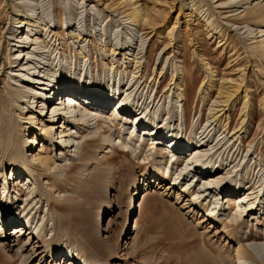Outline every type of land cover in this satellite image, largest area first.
<instances>
[{
  "label": "rangeland",
  "instance_id": "374dc122",
  "mask_svg": "<svg viewBox=\"0 0 264 264\" xmlns=\"http://www.w3.org/2000/svg\"><path fill=\"white\" fill-rule=\"evenodd\" d=\"M120 1H125V4H121ZM195 1H197L198 5L202 6L201 9L203 10L201 13L205 8H208L213 14L212 18H215V20L224 27L225 36L223 40L211 37L210 35L208 36L202 21L197 16L190 18L184 14L185 10H183V13L180 12L177 16L176 3L173 5L174 8L168 11L169 6H167L166 0H0V98L1 96H5L9 99V86H11L10 84L12 82L9 74H16L17 72V70H9L10 65L6 62L10 61L11 58L17 57V54L12 57L10 49L12 48L11 43H13L10 41V38H12V34L10 33L18 26L13 20V18H15L17 5H21V9L31 14L32 18H35L36 14L41 12L47 20L54 17L50 27L53 32H60V28L58 29V27H56L58 26V20H56L57 17L55 16L57 9L60 8L63 12V18L71 19V25L72 22L74 23L73 29H75V31L78 32V29H83V34L90 35L87 38L89 42L75 43L68 34L66 35L60 32L59 41H62L61 48L65 50V53H68L69 49L80 50L82 47L81 45H83L82 50L86 54L87 60L78 56H66L63 52L64 54L61 55V61L59 53H56L58 47L55 46V48L54 43H51L50 50L47 49L48 47L43 48V50L49 51H46L44 55H40L43 58L40 56L35 58V65L48 64L49 70L53 69V71H55V77L60 76L63 79L89 72V75H93L92 84L99 85L100 82L104 83L107 77L111 75V70H108V67H110L111 60L118 59V56L114 57L111 56L108 51H101L96 43L99 41H101L102 44L113 43L114 47H118L122 38L123 42H127L131 45V50L129 52V54H133L129 55L131 58L137 53V47H139L142 40V44L140 45L141 53L138 54V57H141V59L138 58V60L144 62L145 67L141 73L143 78L140 82L147 79L149 85L144 84V86L138 89V92L143 96L149 94L150 99L156 96V102L160 100L158 103L160 110H162V106L164 105L167 110L171 106L170 112L173 116V121L177 116L178 122L182 123L183 130L184 128L187 130L186 138L190 133L194 134L195 132H200L210 124L207 115L208 109L214 107L217 99L214 91H201V82L207 81L210 76L205 67L200 63L199 57L204 58L205 61L209 63L208 67L213 71L212 73L215 75L214 78L230 81L232 83L240 82L241 87L246 89L247 96L245 99H247L248 105L250 106L247 121L243 122L242 129H239L241 127V120L239 117L243 112L244 100V93L240 92V98L237 100L231 115L229 129L227 128L226 131L222 133L223 126L221 124L218 125V123L214 126L213 123L207 128V132L209 131L207 137H209V141L213 139L212 144L216 143L220 138L223 139L212 149V154L227 158V164L230 159L235 160L233 161L234 163L231 162V165L237 163L238 160L241 159V164L239 166L241 168V173L244 174V180L251 183L255 179L256 174L257 180L262 173L258 160L261 159V162L264 164V54L261 53L264 52V41L259 42L262 39L264 40V23L261 24V30H263L261 36L254 37L249 31H245L247 27H243L244 23H242V21L245 17V10L238 13L248 6V4L232 6L228 8L229 11L224 12L225 9L217 7L218 2L222 0L218 2H215V0ZM235 1L236 0H231V5L234 4ZM181 3L187 4L189 7L191 4L190 0H181ZM253 3L254 1L251 2V5ZM203 4L205 6H203ZM123 5L125 7H123ZM122 8L144 9L150 15L158 17L165 15L166 19L161 23V27L159 28V31L162 32L161 36L163 37H158V35L154 34L148 47V49H152L151 60L149 62L146 59L147 53H145L149 38L143 39L144 35H142V32L144 29H141V27L124 16V14L121 13ZM229 14L233 16L231 15L230 17L228 16ZM176 16L178 19L176 26L173 27V37H176L177 44L175 48H173V52H177L175 57L170 55L168 58H173L171 63L175 64V68H178V72L174 69V66L168 62V59L164 63L166 56L163 54L164 49L162 48L163 39H165V41L169 39L165 27L171 28L172 22ZM54 25L55 28H53ZM23 29V36H25L26 27ZM20 30H22V27L19 29L18 34L22 32ZM117 30H119L121 34L118 35L116 39H113ZM42 36V38H44L46 34ZM50 36L51 33L49 34V37ZM183 40L186 41L188 48L185 58H183L180 53L181 41ZM31 48L32 46L26 51H30ZM121 60L123 62L125 61L124 59ZM22 62H24V59ZM185 62H187L188 65L183 68ZM30 66H33V64ZM124 66L123 64L122 67L124 68ZM134 67V63L131 62L127 64L126 70L133 69ZM156 67H158L157 70ZM160 71H162L160 74H164L162 78H160L159 75ZM172 73L178 76L180 84L186 83L187 85L185 96L188 99L191 98L189 105L192 109L191 113H186L185 115L183 110H181V97L178 100L175 98L173 94L175 92V87L173 84L168 90V82ZM113 74L114 78L117 79L120 84H122L121 80H126V77L122 78L123 74L120 75V77L116 75V73ZM154 76L155 78L152 80ZM131 79L132 77L130 76L129 80ZM135 79L136 77L133 78L132 81ZM117 80L116 82H118ZM150 80L152 81L150 82ZM83 84L86 86L85 84H87V82L84 81ZM90 85L89 83L88 88L91 87ZM196 100L197 104L195 105L194 101ZM11 104L12 105H10L8 109V118L12 122H14V116H18V119L27 116L23 115L27 111L26 109H24L25 111L23 114H20V109H18V107L14 108V100ZM34 105L35 104H33V106ZM38 109L39 108H37V110ZM50 111L51 107H45L42 115L33 114V116H38L39 121H37L38 125L36 126L38 137L35 144L33 143L32 145L31 153L40 152L42 143L47 142L44 147L45 151L41 152L40 161L25 164L17 160L16 165H11L7 159V165L4 166L3 170V177L8 179L14 168H20L24 176L21 178L23 179L21 183V179L18 180L19 183L15 182L14 185L7 181L5 192L1 194L3 190V177L0 171V199L2 198V202H4V196L8 190L9 198H14L13 190L17 188L15 184H19V187L23 186L24 191L21 193L15 208L21 209L23 196L27 192L30 193L28 196L29 199L32 197L35 199L34 196L41 190L42 206L44 207L46 201H59L61 204L59 206L60 208H52L51 206V211L48 212V218H54L55 229L51 230V232H55V239L58 240L57 243H61L62 245L63 242H65L64 245H67L66 242H68L69 244L67 246L72 244L69 241H61L66 237V233L70 235V241L76 238L79 240V243H82L83 238L81 230L85 228L96 231L97 238L101 242H112V244H114L113 247H111L112 252L110 256H101L105 264H205V261L202 260L204 256H197V251L200 253L203 251V249L200 251V244L202 241L200 239L204 237L205 244L208 245L207 248L212 252V255H210L211 257L208 258H211L213 261L212 264H217L218 260L215 256H223V258H221H225V261L223 260L224 262H231L234 256V248L237 241L240 240L243 248L250 254L251 258H249V260L252 264H264L263 255H259L254 247L250 246L253 243L264 242V210H262L264 200L259 206V212L254 214L258 219L257 221L252 220L251 225L253 226L245 221L248 218H243L244 221L234 228L231 222H229L230 218L228 217L232 214L229 209L224 211L220 216L222 218L221 223L206 220L205 214L207 210H209L207 208H210L208 204L213 201L211 195H208L209 191H206L199 198L202 208L192 205L191 207L194 211L187 212L189 203H187L186 199L188 196H184L180 189H169V184L172 183L173 176L168 182H160L159 179H154L152 180V185H145L142 178L143 172L148 171L151 162L148 164L144 162L148 160L151 161V153L161 157L168 155L164 146H157L159 150L154 153L155 149L153 146L156 145L151 144L150 141H146V147L143 149L144 152L138 153V150L134 152L131 147L126 155L127 161H125V158L122 156L123 148L117 146V148H115V159L110 160L111 158L109 157L112 153H109V143L104 140V136H98L94 141L87 142L88 144L86 143L87 145L83 150H78L74 146L69 148V153L72 155L70 160L74 165L73 168L68 169L66 160L63 157L64 151L59 153L57 150L55 152V150L52 151V148L49 146V144L54 141L60 140L61 142L63 137H58L56 140L55 136H59L60 128H56L58 125H61L63 120H60L57 125L53 124L52 131L53 133L55 131V136L52 141L49 140L50 137L48 136L42 141V137L40 136L44 130L41 129L38 132L42 122H52L49 119ZM104 111L106 112L107 108ZM198 113H201V121H196L197 117H199ZM40 119H42V122H40ZM24 120H26V118H22L20 121L26 122ZM120 126L121 125L113 122L109 124L100 123V127L106 129L105 135H110V141L116 143L118 139L117 135L121 129ZM174 128L175 126H172L170 130ZM14 129L16 128L13 127L12 131L16 132ZM227 132L228 134L226 135ZM233 132H237V135L241 137L243 141L242 143L236 140L238 136L229 138ZM33 135H35V133H28L26 136L32 137ZM14 136V134L11 135L10 133H6L3 136L0 142V155L4 153L2 148H4L5 143ZM70 143H72V140ZM149 148L151 150H149ZM233 152L235 153L233 154ZM84 153L89 157L86 164L80 161ZM5 154L8 155L9 152H5ZM46 156L48 157L47 161H45ZM137 163H141L142 167L138 168L136 165ZM259 169L260 173H258ZM159 170L161 169L159 168ZM253 170L254 173L252 172ZM192 172L194 173L195 169L191 170V173ZM39 173H42L41 177L37 178L36 176ZM27 176H29V179L26 178ZM178 179H180V177ZM132 181H135V184L132 183ZM198 181L199 179L197 178L193 180L190 184L191 190L192 186ZM157 182H160L162 185L160 187L161 189L159 188L160 185L157 186ZM27 184H29V188L25 189ZM150 186H155V189L158 191H150L152 196L149 197L146 204L144 203L140 217L138 213V204L143 198V191L147 187L150 188ZM262 186H264V184H262ZM195 188L197 189L198 187L196 186ZM176 193L180 195L178 200L180 203L175 200ZM155 196L163 201V206L161 208L159 205L158 211H154L151 207V204L154 203L156 199ZM182 200L188 205L183 204L184 202ZM171 208H177V211L173 212L174 215L182 214L186 220L185 222H190L189 226L192 229L189 230V232H185L184 229H178L175 230V234L172 235L170 233L171 237H169L168 232L171 230V227L166 221L160 219L158 214L161 210L165 211ZM20 209H17L15 214H18ZM137 216L140 218V229L134 231L133 224ZM19 218H21V216ZM195 221L199 223L197 226ZM63 222L71 226L72 232H66V227L63 228L62 226L64 224ZM255 224L258 226L257 230L254 229L256 228ZM14 226L15 225H9L6 227L4 224H1L0 228V235L7 238V241L4 239L2 240H4L7 245L11 244V246H13L11 247L13 248V252L16 249V243L22 238V243L27 240V238H24L26 233L23 237L22 235L16 237L17 234H14L15 232L12 229ZM59 226H61V229H59ZM49 228L48 226L47 235H45L46 239L51 237V234L48 233L50 232ZM33 242H35V239ZM26 245L22 247V250L24 253L28 251L30 253L31 247L27 243ZM135 245L138 248L135 249ZM34 251L35 254L31 253L30 257L25 261V264H53L50 258L42 257V254L37 253L39 251L38 248L37 250L35 248ZM193 255H195L196 258H194L195 256ZM22 260L23 258L21 259L20 255L12 254L8 256V253L4 251L0 252V264H22ZM59 264H64V260H59Z\"/></svg>",
  "mask_w": 264,
  "mask_h": 264
},
{
  "label": "bare ground",
  "instance_id": "6f19581e",
  "mask_svg": "<svg viewBox=\"0 0 264 264\" xmlns=\"http://www.w3.org/2000/svg\"><path fill=\"white\" fill-rule=\"evenodd\" d=\"M218 1L219 0H215V2ZM252 1H254V3L251 5ZM120 3L125 4V1H120ZM166 3L167 6H169L168 11L174 8L173 5L175 3L177 4V16L180 14V12L183 13V10H185L184 14L190 18L197 16L202 21L205 32L208 36L210 35L211 37H216L219 40L224 39V27L220 25L219 22L215 20V18H212L213 14L210 12V10H208V8H205L201 13L203 9H201L202 6L197 4V1L190 0V7L187 4H182L181 0H166ZM239 4H248V6H246L242 11L238 12L241 13L245 10V17L242 21V23H244L243 27H247L245 31H249V33H251L254 37H260L261 32L263 31L261 30V24L264 23V0H236L232 5L231 0H222L218 2L217 7L223 8L225 9L224 12H227L229 11V7L237 6ZM203 6L205 5L203 4ZM123 7L125 6L123 5ZM21 8V5H17L15 18H13V20L18 26L12 30V33H10L12 34L10 41L13 42L11 43L12 48H10L11 54L12 57L17 54V57L11 58L10 61H6L10 65L9 70H17V72L16 74H9L12 80L10 84L11 86H9V99H7L5 96H1L0 98V142L6 133L15 135L14 137H11V139L5 143L4 148H2L4 151V153L0 155V171L2 173V177L4 166L7 165V159L11 165H16L17 160H20L25 164L40 161L41 152L45 151L44 147L47 142L42 143L40 152L34 154L31 153L32 145L33 143L35 144L38 137V133H36V126L38 125L37 121H39L38 116H33V114L36 113V115H42L45 107H51L49 119L52 122L43 123L42 119H40L42 125L38 129V132L41 129L44 130L40 136L42 137V141L46 139V136L50 137L49 140L52 141L55 136V131L54 133L52 131L53 124L57 125L60 120H63L61 125H58L56 128H60L59 136H55L56 140L58 137H63L61 142L60 140L56 142L54 141L50 143L49 146L52 148V151L55 150L56 152L58 150L59 153L64 151L63 157L66 160L68 169L73 168L74 165L70 160L72 155L69 153V148L74 146L78 150H83L88 144L87 142L94 141L98 136H104V140L109 143V153H112V155L109 157L111 158L110 160L115 159V148H117V146L123 148L122 156L125 158V161H127L126 155L131 147L133 148L134 152L137 150L138 153L144 152L143 149L146 147V141H150L151 144L156 145L153 146L155 149L154 153L159 150L157 146H164L165 150L168 152V155L161 157L151 153V161L148 160L147 162H144L145 164L151 162L148 171L143 172L142 178L145 182V185H152V180L154 179H159L160 182H168V180H171L173 176V181L169 184V189H180L184 196H188L186 200L189 205L182 200L184 202L183 204L188 205L187 212L194 211V209L191 207L192 205L201 207L202 204L199 198L206 191H209L208 195H211L213 201H209L211 202L208 204L210 208H207L209 210L206 209V220L221 223L222 218L220 216L224 211L229 209V211L232 212L230 217H228L230 218L229 222H231V225L234 228L239 226L244 221L243 218H248L245 221L250 225L252 220L257 221L258 217L254 216V214L259 212V206L264 200V186H262V184H264V164L261 162L262 160H258L260 169H262L259 179L256 180V174L253 182L249 183L244 180V174L241 173V168L239 167L241 164V159H239L237 163L231 165V162L234 163L233 161L235 160L230 159L229 163L227 164V158L212 154V149L222 138H220L216 143L212 144L213 139L209 141V137H207L209 133V131L207 132V128L213 123L214 126L217 125V123L218 125L221 124L223 126L222 133L225 132L227 128L229 129L231 115L236 106L237 100L240 98V92L244 93V100L242 108L243 112L239 117L241 120V127L239 129H242V123L247 121V115L250 106L248 105L247 99H245L247 96L246 89L241 87L240 82L232 83L230 81L214 78L215 75H213V71L208 67L209 63L206 62L204 58L199 57L200 63L205 67L210 76L207 81L201 82V91H214L216 93L217 99L215 101L214 107L208 109L207 115L210 124L200 132L198 131L194 134L190 133V135L186 138L187 130H183L182 123L178 122L177 116L173 121V116L170 112L171 106L167 110L164 105L162 106V110H160L158 106L160 100L156 102V96H153L152 99H150L149 94L147 96H143L138 92V89L141 86L148 84L147 79H144L142 82H140V80L143 78L141 73L145 67V63L141 60H138V58L141 59V57H138V54L141 53L140 45L142 44V40L139 47H137V53L131 58L129 56L133 55L129 54L131 45L127 42H123L122 38L118 47H114L113 43L102 44L101 41L96 43L101 51H108L110 55L114 57L118 56V59L111 60L110 67H108V70H111V75L108 76L107 79L104 78L106 79L104 83L100 82L99 85L92 84L93 75H89V72H84L77 76H69L64 79L60 76L55 77V71H53V69L49 70L48 64H40L41 66L35 65V58L39 57L40 55H44L46 51L50 50L51 43H54V47H58L56 53H59L60 60L62 61L61 55L65 53V50L61 48L62 41H59V36L61 34L60 32H63V34L65 33L66 35L68 34V36L73 39L75 43H82L85 41L89 42V39L87 38L90 35L83 34V29H78V32L75 31V29H73L74 23L72 22L71 25V19L63 18V12L60 8L57 9V13L55 15L57 17L56 20H58V26L56 27H58V29L60 28V32H53V30L50 28L54 17H51L49 20H47L41 12L37 13L35 18H32L31 14L25 12V10H22ZM121 13L129 18L131 22L141 27V29H144L142 32V35H144L143 39L149 38V42L145 50V53H147L146 59L149 62L151 60L152 49H148V47L154 34L158 35V37H163L161 36L162 32L159 31V28L161 27V23L166 19L165 15L162 17L152 16L144 9L137 8H122ZM231 15L229 14L228 16L231 17ZM177 16L172 22L171 28H168L167 26L165 27L166 34L168 35L169 39L168 41H165V39L162 41V48L164 49L163 54L166 56L164 63L167 61V59L168 62L171 63L173 58L171 59L168 57L170 55L175 57L177 52H173V48H175V45L177 44L176 37H173V27L176 26L178 19ZM21 27L22 30L20 31L22 32L18 34ZM24 27H26L25 36H23ZM53 28H55V25ZM50 33L51 36L49 37ZM45 34L46 36L42 38V35ZM120 34L121 32L117 30L113 39H116ZM263 41L264 40L262 39L259 42ZM181 42L182 45L180 53L183 58H185L188 50L186 45L187 43L185 40ZM30 46H32L31 50L26 51L30 48ZM81 46L83 47V45ZM45 47H48V50H43ZM82 47L80 50L69 49L68 53L65 54L66 56H78L87 60L86 54L82 50ZM261 53L264 54V52ZM23 59L24 62H22ZM121 59H124L125 61L123 62ZM131 62L134 63L135 67L133 69L131 68L132 70H126L127 64ZM31 64H33V66H30ZM123 64L125 65L124 68L122 67ZM184 64L185 65L183 68L188 65L187 62ZM172 65L174 66L175 70L178 69L177 67L175 68L174 63ZM157 68L158 67H156V70ZM161 72L162 71L159 72L160 78H162L164 75L160 74ZM113 73H116V75H119V77L123 74L122 78L126 77V80H121L122 84H120V82L114 78ZM130 76L132 79L135 77L136 79L134 81H132V79L129 80ZM154 78L155 76L152 78V80ZM116 80L118 82H116ZM152 80H150V82ZM84 81L87 82V84H85L86 86L83 84ZM89 83L91 84L90 88H88ZM172 84L175 87V92L173 93L175 98L178 100L181 97V110H183L185 115L186 113H191L192 109L189 106L191 98L188 99L185 96L187 91L186 83L180 84L178 81V76L172 73L168 82V90ZM88 95L94 97L95 100L89 99ZM110 97L115 100V103H117L116 105L107 103L108 100H110ZM12 99L15 101L14 108L18 107V109L21 111L20 114L24 113V109L27 110L25 112L26 114H23L27 116L22 117L26 118V120H24L26 122H21L20 120H22V118L18 119V116H14V122L8 118V109L10 105H12ZM194 102L196 105L197 100ZM33 104L35 105L33 106ZM37 108L39 109L37 110ZM106 108L107 111L105 112L104 110ZM90 114H101V118L98 119L96 123L91 125H81L80 120L84 119L85 116ZM200 114L196 121H201L202 117ZM101 122L102 124H109L113 122L115 124L121 125V129L117 135V143L110 141V135H105L106 129H102L100 127ZM172 126H175V128L170 130ZM13 127L16 128L14 129L16 132L12 131ZM28 133H35V135L32 137L26 136ZM72 133H75L76 137H72ZM227 134L228 132L226 135ZM235 136H238L237 132L231 133L229 138H235ZM71 140L72 143H70ZM236 140H239L240 143L243 142L239 136L236 138ZM149 150L151 149L149 148ZM5 152H9V154L6 155ZM234 153L235 152H233V154ZM47 158L48 157L46 156L45 161H47ZM88 159L89 157L86 155V153H84V155L81 156L80 161H82L83 164H86ZM254 163L257 164L256 162ZM136 165L138 168L142 167L141 163H137ZM159 168L161 170H159ZM194 169L195 172L191 173V170ZM260 169L258 170V173H260ZM252 172L254 173V170ZM41 174L39 173L36 177L40 178ZM23 176L24 173L20 170V168H14L8 179H5V177L2 178L3 190L1 194L5 192V185L7 184V181L14 185L15 182L19 183L18 180H20ZM179 177L180 179H178ZM26 178L29 179V176ZM195 178L199 179V181L195 183L196 185L194 184V186H192L191 190L190 184ZM22 181L23 179L20 180V183ZM160 182H157V186L160 185L159 188L162 186ZM132 183L135 184V181H132ZM15 185H17V188L13 190L14 198H9L8 190V192L5 193L4 202H2V198L0 199V228L1 224H4L6 227L9 225H15L12 229L15 232L14 234H17L16 237H19L20 235L23 237L26 233L24 238H27V240L26 242L22 243V238L18 243H16V249L13 252V248H11L13 246H11V244L7 245V243L4 241H7V238L0 235V252L4 251L5 253H8V256L12 254L20 255L21 259L23 258L22 264H25V261L30 257L31 253L35 254V248L36 250L37 248L39 249L37 253L42 254V257L50 258L53 264H59V260L61 259L64 260V264H105L103 263L104 259L101 256H110L112 252L111 247L114 245L112 242L103 243L97 238L96 231L83 228L81 230L83 238L82 243H79V240L76 238L70 241V235L66 233V237L61 241H69L72 244L69 246H62L61 243H57L58 240L55 239V232H51V230L55 229L54 218H48V212L51 211V206L52 208H60V202L46 201L45 207L42 206L43 201L41 200L40 190L39 193L34 196L35 199H33V197L29 199L28 196L30 193H25L23 196L21 209L15 208L21 193L24 191L23 186L19 187V184ZM196 186L198 187L197 189L195 188ZM27 188H29V184H27L25 187V189ZM151 190H153V192L158 191L155 189V186L145 188L143 191V198L138 204V213L140 217L143 211L144 203L146 204V201H148L149 197L152 196V194H150ZM155 198L156 199L154 203L151 204V207L154 209V211H158L157 209L159 205L162 208L163 201H161L157 196H155ZM179 198L180 195L176 193L175 200L178 201ZM17 209H20V212L15 214ZM176 209L171 208L170 210H161L158 214L160 219L166 221V223L171 227V230L168 232L169 237H171L170 233L172 235L175 234V230L184 229L185 232H189V230L192 229L189 226L190 222H185L186 220L182 214H173V212L177 211ZM262 210H264L263 205ZM20 216L21 218H19ZM139 220L140 218L137 216L133 224L134 231L140 229ZM64 224L62 226L63 228L66 227V232L71 231V226L67 225L66 223ZM198 224L199 223L196 222V226ZM48 226L50 227V232L48 233L51 234V237L46 239L45 235H47L46 233L48 231ZM255 226L256 228L254 229L257 230V224H255ZM59 229H61V226H59ZM203 238L200 239L202 240L200 244V251L203 249L205 254L203 251H201V253L197 251V256H204L202 260L205 261V264H212L213 261L211 258H208L211 257L210 255H212V252L207 248L208 245L205 244V240ZM34 239L35 242H33ZM240 242V240L237 241V244L234 248V256L231 262H224L225 258L222 259L223 256H221L222 258L215 256L218 260L217 264H252V262L249 260V258H251L250 254L245 248H243ZM26 243L31 247L30 253L29 251L24 253L22 250V247H24ZM250 246L254 247L256 252L259 253V255H263L264 257V242L253 243ZM136 248L138 247L135 245V249ZM194 258H196V256Z\"/></svg>",
  "mask_w": 264,
  "mask_h": 264
}]
</instances>
